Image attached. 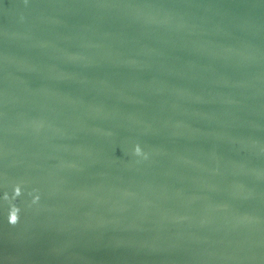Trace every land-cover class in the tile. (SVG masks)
Here are the masks:
<instances>
[{"label":"water","instance_id":"obj_1","mask_svg":"<svg viewBox=\"0 0 264 264\" xmlns=\"http://www.w3.org/2000/svg\"><path fill=\"white\" fill-rule=\"evenodd\" d=\"M0 264H264V0H0Z\"/></svg>","mask_w":264,"mask_h":264},{"label":"clouds","instance_id":"obj_2","mask_svg":"<svg viewBox=\"0 0 264 264\" xmlns=\"http://www.w3.org/2000/svg\"><path fill=\"white\" fill-rule=\"evenodd\" d=\"M134 154L136 156H143L145 159H147V154L144 153L142 147L137 144L134 148ZM23 187L21 184H16L14 186V190L11 194L8 192H5L4 194V200L9 203V213H8V221L11 225L15 226L20 221V212L21 209L16 205L15 201L23 195ZM40 200V196L36 195L34 197L33 203H38Z\"/></svg>","mask_w":264,"mask_h":264}]
</instances>
